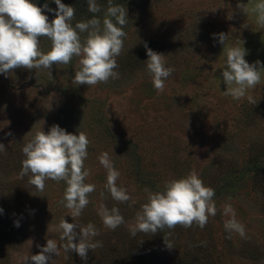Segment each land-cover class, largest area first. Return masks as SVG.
I'll list each match as a JSON object with an SVG mask.
<instances>
[{
  "label": "rangeland",
  "instance_id": "rangeland-1",
  "mask_svg": "<svg viewBox=\"0 0 264 264\" xmlns=\"http://www.w3.org/2000/svg\"><path fill=\"white\" fill-rule=\"evenodd\" d=\"M62 2L76 10L73 25L93 15L102 19L108 5V0H97L102 11L93 14L87 0ZM242 2L251 9L258 0ZM45 3L57 7L54 0ZM113 3L123 5L128 15L124 48L117 57L118 79L74 85L75 57L68 65H53L51 73L41 69L36 75L35 69L23 68L0 73V143L5 146L0 151V264H26L48 239L58 246L64 243L53 230L62 218L83 226L93 223L99 232L93 239L103 246L89 250L87 261L61 247L49 264H264V72L245 98L225 96L224 46L213 38L214 33L227 34V47H244L250 64H264V28L256 24L254 13L237 9L238 0ZM45 14L49 21L55 17L54 12ZM39 42L42 51L50 50L46 37ZM145 44L164 55L166 67L175 69L162 94L146 71ZM248 95L255 104L248 102ZM54 124L77 135L84 131L91 141L85 182L96 187L74 221L59 203L63 181L46 180L41 193L28 184L27 176H20L23 146L35 131L47 132ZM103 152L120 172L117 185L136 201L131 207V201L118 203L105 190L106 170L98 160ZM193 171L215 192L217 214L209 216L206 226L166 230L172 249L166 247L162 231L132 237L128 225L147 201L145 189L162 191L166 181ZM225 205L244 225L246 238L225 230L230 218L223 215ZM102 206L119 208L125 224L105 228L98 215ZM146 243L150 247L142 254L139 246ZM116 248L123 250L122 257ZM190 253H196L197 260L180 262L179 256Z\"/></svg>",
  "mask_w": 264,
  "mask_h": 264
},
{
  "label": "clouds",
  "instance_id": "clouds-1",
  "mask_svg": "<svg viewBox=\"0 0 264 264\" xmlns=\"http://www.w3.org/2000/svg\"><path fill=\"white\" fill-rule=\"evenodd\" d=\"M54 2L57 5L55 9L50 8L48 3L43 7L38 6L34 0H0V73L9 74L17 68L35 69L36 75L41 69L51 73L53 65H68L75 57L77 67L72 79L74 85L90 87L118 79L117 57L122 54L124 38L127 36L124 31L128 20L127 9L108 0L102 19L93 15L91 19L77 21L73 25L75 8L62 0ZM236 7L246 15L250 11L254 13L256 24L264 28V0H258L251 9L242 0H238ZM87 9L93 14L102 11L97 0H87ZM45 10L54 12V19L49 21ZM81 34H86L83 39ZM40 37L51 41V48L47 52L40 48ZM213 38L224 46L222 53L226 57L222 77L227 90L223 94L234 100L245 98L248 90L261 83L264 64L259 60L250 64L245 59L247 52L244 47H227V34L214 33ZM145 47L148 56L145 61L146 71L151 76L154 89L162 94L165 81L175 69L165 66L163 54L147 47V44ZM257 65L260 67L257 68ZM247 99L249 103L255 104L252 96L248 95ZM90 143L84 131H78L77 135L54 124L47 132L35 131L22 148L24 159L20 176H27L28 184L41 193L45 190L46 180L63 181L66 187L59 203L69 210L73 221L88 206L89 195L96 187L85 182L89 176L85 160ZM4 148L0 143V151ZM98 160L106 170L104 188L111 198L118 203L131 201L130 207L134 205L136 201L128 191L117 185L120 172L114 168L109 154L101 153ZM145 192L147 201L136 213L135 222L128 225L129 233L136 237L138 233L153 235L162 231L168 249L174 245L166 230H174L178 225L183 228L197 225L203 229L209 216L217 214L213 203L214 189L205 186L195 171L185 177L166 181L162 191L146 188ZM3 211L0 207V213ZM98 215L105 228L115 230L125 224L117 207L108 209L102 206ZM223 215L230 216L224 222L225 230L246 238L244 225L236 219L230 205L223 207ZM15 226H20L19 221L15 222ZM53 230L59 232L60 240L64 243L58 246L56 241L48 239L46 245L40 246L38 254L26 258V264L29 260L31 264H49L53 256L60 255L61 247L65 252H75L87 261L89 250L95 251L103 246L101 241L93 239L99 232L91 222L83 226L62 218Z\"/></svg>",
  "mask_w": 264,
  "mask_h": 264
},
{
  "label": "trees",
  "instance_id": "trees-1",
  "mask_svg": "<svg viewBox=\"0 0 264 264\" xmlns=\"http://www.w3.org/2000/svg\"><path fill=\"white\" fill-rule=\"evenodd\" d=\"M40 1V0H39ZM38 1V2H39ZM150 237H152V234H151V236ZM150 243H152L151 245H154L155 244V242H154V240H152V239H150ZM150 247V245H149V243H146V244H144V245H141V246H139V249H138V251H140L142 254H145V252L148 250V248ZM122 249L124 250V247H122ZM121 248H116V250H118L120 253H121V257L124 255V253H122L120 250H122ZM114 251H116L115 249H113ZM122 250V251H123ZM179 258H180V262H183V261H185V262H191L192 260H197V254L196 253H190L186 258H184L183 256H179ZM129 262V261H128ZM131 263V262H130Z\"/></svg>",
  "mask_w": 264,
  "mask_h": 264
},
{
  "label": "water",
  "instance_id": "water-1",
  "mask_svg": "<svg viewBox=\"0 0 264 264\" xmlns=\"http://www.w3.org/2000/svg\"><path fill=\"white\" fill-rule=\"evenodd\" d=\"M44 2H45V0H40V1L37 3V5L42 7L43 4H44Z\"/></svg>",
  "mask_w": 264,
  "mask_h": 264
}]
</instances>
